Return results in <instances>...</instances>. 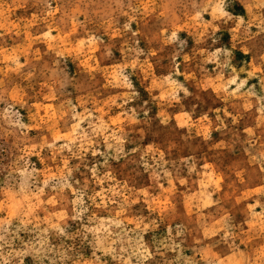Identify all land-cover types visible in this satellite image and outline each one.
<instances>
[{
  "label": "rangeland",
  "instance_id": "374dc122",
  "mask_svg": "<svg viewBox=\"0 0 264 264\" xmlns=\"http://www.w3.org/2000/svg\"><path fill=\"white\" fill-rule=\"evenodd\" d=\"M0 264H264V0H0Z\"/></svg>",
  "mask_w": 264,
  "mask_h": 264
}]
</instances>
